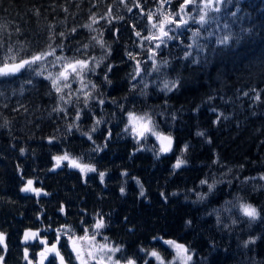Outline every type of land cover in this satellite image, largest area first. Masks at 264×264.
I'll list each match as a JSON object with an SVG mask.
<instances>
[{"label":"trees","instance_id":"trees-1","mask_svg":"<svg viewBox=\"0 0 264 264\" xmlns=\"http://www.w3.org/2000/svg\"><path fill=\"white\" fill-rule=\"evenodd\" d=\"M181 2L0 0V67L51 45L49 57L95 68L83 84L74 76L70 88L60 81L59 94L32 66L0 75L5 264H28L25 249L37 264L41 241L56 244L69 262L67 237L54 235L56 225H69L71 239L95 235L93 242L120 246L121 262L142 264L152 251L169 258L171 240L192 253L190 264H264V0H223L203 26L194 22L196 9H186L188 24H166L173 39L156 48L160 40L151 37L161 35L162 14H174ZM165 81L176 85L168 91ZM129 113L147 115L157 132L170 135L171 151L157 154L152 139L129 136ZM65 153L95 171L69 160L57 167L54 157ZM178 157L186 163L174 169ZM28 180L39 194L22 191ZM240 203L256 207L260 219L249 221ZM25 233L36 235L23 242ZM250 239L255 244L245 248ZM52 261L49 254L43 264Z\"/></svg>","mask_w":264,"mask_h":264},{"label":"snow or ice","instance_id":"snow-or-ice-1","mask_svg":"<svg viewBox=\"0 0 264 264\" xmlns=\"http://www.w3.org/2000/svg\"><path fill=\"white\" fill-rule=\"evenodd\" d=\"M164 3L169 2V0H163ZM223 0H182V2L179 5L178 11H176L174 14H162L163 20H161L159 24V29L161 35L159 37L153 36L151 39H159L160 43L156 45V48H160L161 44L166 43V41L163 39L164 37H167L168 39H173L172 36H169V32L165 30L166 24H175L177 28L183 26H186L188 24V18H187V11L186 9H190L191 7H194L196 9V14L199 16L198 21H194L197 23H200L202 26L208 22V10L211 9L212 11L219 12L220 9L218 7H214V5L222 3ZM67 11V9H65ZM183 14V15H182ZM233 15H235L233 13ZM176 17H179L177 20ZM93 22H95V17L92 18ZM152 19V16H149V20ZM4 26L0 25V29H2ZM85 27L91 28V25H85ZM153 27H157L156 24H153ZM19 31V29H17ZM76 29H72V32H75ZM61 36L64 35V33H60ZM140 33L137 32V36H139ZM198 35V33H194V36ZM51 39V37H49ZM93 39H96L93 37ZM228 37H224L220 43H226ZM101 47H104V44L100 41ZM11 51V49H9ZM55 54V49L52 48L51 45L48 46L47 51H42L40 53H34L30 59H22L19 63H12L9 64L5 62L3 64V67H0V75H12L18 72L20 69L24 68L25 66L31 67L33 64H36L37 62L43 61L47 56H52ZM130 58L135 59L131 54H129ZM155 56V53H153V57ZM12 60L15 59V57H11ZM57 60H65V63L61 66L62 70L55 76L52 77L49 75L46 77V79H50L52 82L53 88H55L56 92L59 94L62 92V88L59 85V82L61 78H63V81H65L63 87L70 88L71 84L68 83L70 77H75L80 80L81 84L84 83V76L86 72H95L94 67H90V61L83 60V59H66L64 57H56ZM95 59V58H93ZM103 57H101V60ZM101 60H96V66H99ZM153 64L155 65V60H153ZM157 70L158 69H154ZM108 71H111V66H109ZM139 65H137L136 74H139ZM41 72H37V75H41ZM107 79V77H105ZM176 82H168L165 81L164 83V89L171 91L173 87H175ZM93 88H95V85H92ZM82 91V89H81ZM91 96V93L89 92L85 96V104H87L88 98ZM259 99V96L256 97ZM60 99L67 103L68 101L65 100V97L63 95L60 96ZM103 103V101H101ZM57 111H63L64 109H56ZM77 119H79V113L77 114ZM130 119H136L142 122L140 130L137 132V129L135 127L132 128V131L137 132L138 135L141 137H144L145 133H150L151 135L156 136L157 140L160 141V149L158 150L161 153H167L171 151L172 149V138L170 135H163L162 133H159L156 131L155 126L152 125L151 118L147 115L140 116V117H132L130 114ZM97 124L100 123V121H96ZM71 127V126H70ZM95 127L92 129V131H95ZM128 129H126L127 131ZM88 135V134H86ZM197 135L203 136V132H198ZM88 139L91 140V135H88ZM51 142V141H50ZM210 142V141H209ZM188 149V145H184L183 151L186 152ZM183 154V153H182ZM54 159L57 161V167L60 166V162L63 160H69L70 166L79 168L82 172L85 170L88 171H95L94 168L88 166V165H80L77 161L71 160L67 153H65L63 156H56ZM186 161L180 157L177 158V161L175 165L173 166L174 169H179L182 165H184ZM101 182H103L104 173H100ZM248 179H255V178H248ZM261 180H264V175L260 176ZM246 182V181H245ZM139 183V181H137ZM207 183L206 181H201V184ZM33 181L28 180L27 186L22 188V191L28 192L33 191L37 192V189L32 188ZM214 184L208 185L209 192H211L214 188ZM261 187H264L262 185ZM121 193H124V189L121 188ZM140 195L143 196V186L141 185V192ZM163 195V194H162ZM205 197L200 196L199 199L203 200ZM239 210L242 213L244 217H246L249 221H256L260 219V211L254 207L252 204L248 203H240L239 204ZM217 220L219 222V216H217ZM190 223V222H189ZM233 223H236L234 220ZM104 226L102 218L96 222L94 227L98 230ZM35 233H25V241L30 238V236L34 237ZM71 239V237H70ZM95 235L92 236H84V237H77L75 240L72 241V252L75 254L76 260L79 262V264H89V260L95 261V264H121V261L119 258H115V254L122 251L120 246L111 247L107 243L105 244H90L88 246L87 251L85 252V249L83 245H78L76 243L77 240L84 241V240H94ZM5 237L4 234L0 233V246H3L4 252L7 251V246L4 243ZM43 243V241H41ZM255 239H250L247 242H245L244 247L247 248L249 244H255ZM166 244L173 247L177 250V256L179 257L181 253L186 254L183 256L184 264H187L188 261L192 260V255L187 254L188 248L185 245L178 244L175 241L167 240L165 241ZM49 253H54L55 257L59 259V264H69V262H66L65 257L61 255L59 249L57 248L56 244L51 245V247L47 248L46 251H42L39 255L41 257L40 264H43V261L47 258V255ZM99 254V255H98ZM151 256L155 257L159 264H164L163 259L160 257V255L156 251L151 252ZM24 259L28 260V264H32V260L28 258V250H24ZM0 264H5V255L0 254ZM51 264H55V261H52ZM125 264H136L135 260L129 258L125 261ZM172 264H175V261L172 262Z\"/></svg>","mask_w":264,"mask_h":264},{"label":"rangeland","instance_id":"rangeland-1","mask_svg":"<svg viewBox=\"0 0 264 264\" xmlns=\"http://www.w3.org/2000/svg\"><path fill=\"white\" fill-rule=\"evenodd\" d=\"M219 4L214 5V7H218ZM62 65L63 64H60L54 58H51V57L47 56L43 61L37 62L36 64H33L32 67H33L34 71L41 72L42 73L41 75H43L46 78L49 75H51L52 77H55L62 70V68H61ZM27 69H29V67L28 66H25L24 68H22L20 70H27ZM62 80H63V78H61L60 81H62ZM130 114L131 113L127 114V116H126L125 129H128L127 131H128L129 136H131V133H132L137 140H141V138H143V137H141L140 135H138L137 132L140 130L142 122L139 121V120H136V119H130ZM131 116L132 117H138V116H136L134 114H131ZM133 127H135L137 129V132L132 131V128ZM146 136L148 138L152 139V142L154 143V146L156 147L155 152L157 154H167V153L170 152V151L167 152V153H161V152H159L158 150L160 149V146L161 145H160V141L157 140L156 136L151 135L150 133H145L144 137H146ZM149 149L151 151L153 150L150 146H149ZM238 209H239V207H238ZM53 229L55 231L54 235H58V236H62V237H67V241L66 242H63V243L65 245V249H67V251H69V255H70L69 263L70 264H79V262L76 260L75 254L72 252V241L77 238L74 235L73 236L74 238L73 239H70V237H71L70 233L73 232V230L69 227V225H56V227L53 228ZM29 240H31V236H30V238L27 241H29ZM23 242H26L25 241V234L23 235ZM4 243H5V241H4ZM76 243L78 245H83V247L85 249V252L87 251L88 246L90 244L99 245V243L93 242L92 240H84V241L77 240ZM51 245L52 244L50 243L49 245L45 246V248L43 249V251H46V249L49 248V247H51ZM109 246L115 247L113 245H109ZM166 247H167L168 251H171L172 252V254H171V256L169 258H164L163 256H161L158 253L160 255V257L163 259L164 264H172L173 261H175V264H184L183 256L186 255V254L181 253V255L178 257L177 256V250L176 249H174L173 247L169 246L168 244L166 245ZM121 249L123 251V248H121ZM3 251H4L3 246H0V254H2ZM59 251H60L61 255H63L65 257V260L67 262L66 255H64L63 252L60 249H59ZM118 253L115 254L114 259L117 258ZM51 254L55 257L54 253H51ZM187 254L192 255V253L189 252V251H188ZM56 260H57V264H59V259L56 258ZM150 260L152 261L150 264H159V262L157 261V259L155 257L151 256V253H147V254L144 255L142 264H145L146 262H148ZM40 261H41V257L39 256L38 262H40ZM191 261H188L187 264H190ZM89 264H95V261L89 260ZM121 264H125V262H121Z\"/></svg>","mask_w":264,"mask_h":264},{"label":"flooded vegetation","instance_id":"flooded-vegetation-1","mask_svg":"<svg viewBox=\"0 0 264 264\" xmlns=\"http://www.w3.org/2000/svg\"><path fill=\"white\" fill-rule=\"evenodd\" d=\"M31 239H32V236H31ZM42 244H43L42 249H44L45 246H47V244H46V242H43ZM49 254H51V253H49ZM49 254H48V255H49ZM48 255H47V256H48ZM36 263H37V262H36ZM38 263L40 264V262H38ZM38 263H37V264H38Z\"/></svg>","mask_w":264,"mask_h":264}]
</instances>
